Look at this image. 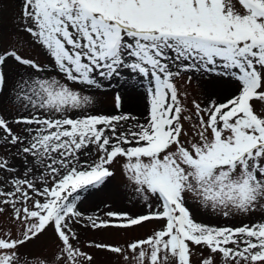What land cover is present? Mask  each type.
Masks as SVG:
<instances>
[{
    "label": "snow or ice",
    "instance_id": "1",
    "mask_svg": "<svg viewBox=\"0 0 264 264\" xmlns=\"http://www.w3.org/2000/svg\"><path fill=\"white\" fill-rule=\"evenodd\" d=\"M11 4L0 0V264H264V0ZM122 78L144 86L142 117L119 92L103 111ZM117 170L138 211H82Z\"/></svg>",
    "mask_w": 264,
    "mask_h": 264
},
{
    "label": "rangeland",
    "instance_id": "2",
    "mask_svg": "<svg viewBox=\"0 0 264 264\" xmlns=\"http://www.w3.org/2000/svg\"><path fill=\"white\" fill-rule=\"evenodd\" d=\"M20 7V0H12L11 4V14H15ZM38 51V50H37ZM38 59L43 60L44 56L43 54H40L38 52ZM124 79L122 78L119 84L113 83V86L108 88L106 87L105 90L101 93V98L105 100V103L103 105V111L106 113L112 114L115 112L114 108V96L117 92L122 97L123 100V111L130 112L135 115L143 116L146 112V106L143 103L144 109L140 112L136 111L134 109V99H132L131 96L141 98L144 101V86L142 84H138L136 81H129L127 84L124 83ZM197 80L194 78L191 85H190V91L191 96L198 99L203 100L204 94L201 92V90L197 87ZM224 89L218 88L217 89V96L221 95ZM128 94V95H126ZM131 97V98H130ZM6 115H9V113H6ZM121 181H120V174L117 170V176L116 179L110 180L106 186H103L102 189L99 190H92L89 193L85 195V198L82 199V201L79 204V207L82 211L91 214L95 211H97L100 208H103V205L105 202L112 203L114 210L118 211H127L131 213H135L138 211L137 208H134L132 205H130L126 199L121 194ZM195 211V209H194ZM198 219H203L205 222H208L207 217H204L203 215L198 214ZM258 218V217H257ZM213 223H217L220 225H228V226H240V220H212ZM81 238L83 239H96V240H104L105 242H113L112 237H109L105 233H93V232H82ZM103 261V257L100 258Z\"/></svg>",
    "mask_w": 264,
    "mask_h": 264
},
{
    "label": "bare ground",
    "instance_id": "3",
    "mask_svg": "<svg viewBox=\"0 0 264 264\" xmlns=\"http://www.w3.org/2000/svg\"><path fill=\"white\" fill-rule=\"evenodd\" d=\"M126 95H128V94H126ZM131 97H132V99H134V105H135L134 109L138 112L142 111L144 109V107L142 106L144 101L138 97H134V96H131Z\"/></svg>",
    "mask_w": 264,
    "mask_h": 264
}]
</instances>
